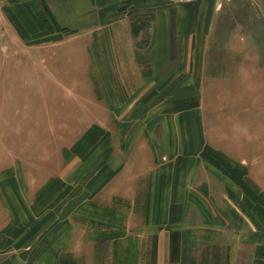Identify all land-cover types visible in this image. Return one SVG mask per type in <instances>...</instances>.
I'll use <instances>...</instances> for the list:
<instances>
[{
  "label": "crops",
  "instance_id": "0c3cea01",
  "mask_svg": "<svg viewBox=\"0 0 264 264\" xmlns=\"http://www.w3.org/2000/svg\"><path fill=\"white\" fill-rule=\"evenodd\" d=\"M20 78L45 116L1 126L0 264L264 246V0H0V84Z\"/></svg>",
  "mask_w": 264,
  "mask_h": 264
},
{
  "label": "rangeland",
  "instance_id": "374dc122",
  "mask_svg": "<svg viewBox=\"0 0 264 264\" xmlns=\"http://www.w3.org/2000/svg\"><path fill=\"white\" fill-rule=\"evenodd\" d=\"M5 81L4 83L0 84V155L1 152H8L12 151L10 148H16L17 146L14 144V142L9 145L5 143L6 141V135H4L3 128L1 129V126L4 124H7V121H9L12 125L16 124V120H23L24 124L27 123V121H40L39 124L44 120L42 119L45 114L43 112L39 115L37 112L38 110V104L41 103L38 102L32 107V100L33 98L28 97L26 95L24 96H17V94L20 92V90H23V92H26L27 88H30V83L25 81L24 79H18V81ZM4 86V88L2 87ZM17 105V106H16ZM42 106V105H41ZM4 109H1V108ZM19 107L21 110H24L23 112L19 113V119H17V115L15 112V108ZM35 108L36 112L34 114L28 113V111ZM4 110V111H3ZM7 110L11 112H7ZM41 111V110H40ZM47 126V124H43ZM9 131V130H8ZM13 131H16L13 129ZM25 136L26 133L32 134L30 136H33V133H35V136L43 137L46 136L47 131L57 132L58 136H61V131L59 130H47L43 128H38L36 130L31 129H24ZM29 131V132H28ZM33 132V133H32ZM60 132V133H59ZM59 133V134H58ZM5 136V137H2ZM28 136V137H30ZM38 139V138H37ZM10 142V141H8ZM36 148L41 147L39 145H35ZM21 149L24 152L30 151V147L27 145H21ZM1 159V157H0ZM7 162L0 160V170L2 166H5ZM1 216V211H0ZM176 246L174 247L173 253L175 256H173V259H178L179 261H183V264H230L229 259L227 256L228 246L229 243L224 240H217L212 242H204L196 246V248H192L190 245V242H175ZM180 245V247H179ZM253 256L251 257V263L250 264H264V246H259L255 249L253 252ZM177 254V256H176ZM181 254V255H180Z\"/></svg>",
  "mask_w": 264,
  "mask_h": 264
},
{
  "label": "bare ground",
  "instance_id": "6f19581e",
  "mask_svg": "<svg viewBox=\"0 0 264 264\" xmlns=\"http://www.w3.org/2000/svg\"><path fill=\"white\" fill-rule=\"evenodd\" d=\"M1 178V177H0Z\"/></svg>",
  "mask_w": 264,
  "mask_h": 264
}]
</instances>
